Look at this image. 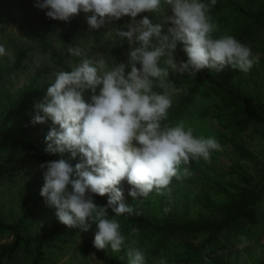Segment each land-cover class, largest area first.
Wrapping results in <instances>:
<instances>
[{"label":"clouds","instance_id":"clouds-1","mask_svg":"<svg viewBox=\"0 0 264 264\" xmlns=\"http://www.w3.org/2000/svg\"><path fill=\"white\" fill-rule=\"evenodd\" d=\"M164 4L171 8L167 19L173 25L166 33L161 23L148 16L135 20L142 12L160 11ZM34 6L48 9V18L64 22L80 12L91 13L86 17L91 30L123 16L133 18L127 31L115 29V35L130 45L127 62L110 67L102 55L85 56L70 71L57 72L44 100L34 105L31 123L52 121L45 137L47 153L80 156L74 168L64 159L40 165L45 169L40 195L56 209L58 221L84 232L95 225L97 249L110 245L118 252L127 240L129 264H144L145 250L136 239L122 234L116 219L134 213L124 203L121 182L127 180L132 186L128 195L133 199L153 191L163 195L164 190L170 192L173 178L192 175L187 167L190 161H208L212 150H221L214 136H196L183 122L162 124L172 104L170 91H175L166 82L169 70L189 77L205 68L220 72L226 66L247 73L256 62L251 48L232 35L213 38L217 25L201 0H36ZM177 42L184 45L187 62L174 58ZM68 51L82 55L79 48ZM4 54L5 47L0 45V55ZM126 69L130 70L126 73ZM154 82L162 92L153 90ZM86 91L91 93L90 102L84 99ZM93 195H107V204L97 205ZM138 231L133 228L131 234ZM240 240L243 245L248 242L245 236ZM159 264H166L165 259Z\"/></svg>","mask_w":264,"mask_h":264},{"label":"trees","instance_id":"trees-1","mask_svg":"<svg viewBox=\"0 0 264 264\" xmlns=\"http://www.w3.org/2000/svg\"><path fill=\"white\" fill-rule=\"evenodd\" d=\"M201 2L208 5V14L217 25L213 38L232 35L251 48L256 62L247 73L227 66L220 72L207 68L200 70L180 103L168 112L162 124H178L197 98L210 102L202 118H212L222 131L220 136L232 142L230 171L226 173L230 183L214 181V188L199 199L201 213L192 218L183 214L177 216L173 212L156 217L134 208L133 215L125 214L116 219L121 230L126 232L125 236L133 228L139 229L141 237L138 244H143V247L152 244L151 256L156 260L163 258L172 264H264V159L255 157L243 141L250 131L264 138V0ZM145 16L159 23L154 12L137 15L140 20ZM57 22L51 19L36 38L41 50L49 53L56 67L70 71L64 65L65 58H72L75 62L83 58L61 55L50 45L48 36ZM123 42L117 37L116 52ZM28 54L25 49L14 51L6 73H0V85L7 73L26 70ZM129 70L126 69V73ZM36 80H31L10 105L0 109V176L4 174V164L18 153L41 164L60 160L57 154L44 155L39 140L30 142L25 139L30 133L29 128L18 131L15 126V120L26 111V107L45 95V91L36 85ZM32 188V183L27 182L19 191V215L14 223L0 218V235L8 233L13 237L11 243L0 246V260L12 258L23 248L25 252L33 250L30 264H52L45 250H59L62 239L74 236L78 231L55 221L45 234L24 235L44 200L43 197L35 198ZM107 199V195H93L99 206H105ZM108 214L112 215L110 209ZM129 235L131 240L134 235ZM241 236L247 237L246 245L242 244ZM94 252L104 264H129L128 257L120 251L113 252L110 245Z\"/></svg>","mask_w":264,"mask_h":264},{"label":"rangeland","instance_id":"rangeland-1","mask_svg":"<svg viewBox=\"0 0 264 264\" xmlns=\"http://www.w3.org/2000/svg\"><path fill=\"white\" fill-rule=\"evenodd\" d=\"M35 4L36 0H0V45L5 47L6 52V54L0 55V73H6L15 50L25 49L29 53L26 59V70L7 73L4 83L0 85V109L10 105L9 103L12 102L16 95L23 92L31 80L36 78V85L41 88V91H45V95L35 99L26 107V111L15 120V126L18 131L29 128L30 133L25 139L30 142L39 140L42 143V153L49 155L45 151L47 147L45 137L53 126L52 121L49 119L43 124L35 125L31 121L34 115V105L44 100L47 88L54 82L55 74L63 69L56 67L52 63L49 53L43 52L40 48L36 36L47 27L51 19L46 16L48 9L41 10L35 7ZM154 13L166 33L167 29L173 26L167 19L172 16L170 6L164 4L160 11ZM87 15H91V13L80 12L71 18L72 22L58 21L51 28L52 33L48 36L50 45L61 55H71L73 58H85L86 56L87 58L97 59L99 55H102L108 61L110 67L114 62L117 64L126 63L129 58L130 45L125 39L120 50L118 52L114 50L117 42L115 29L119 28L122 31H127L126 25L132 23L133 18L123 16L119 20H112L106 23L100 29L91 30L86 22ZM135 20L138 22L140 19L135 17ZM69 47L79 48L82 55L71 54L68 51ZM183 48L184 45L177 42L173 53L177 62H187V55ZM255 57L258 56L256 55ZM79 63L72 58L66 57L64 60V65L69 69ZM161 66H164L163 60L161 61ZM139 67L140 65L137 64V68ZM196 75L195 77H189L187 73L179 74L169 70L166 82H170L174 86L175 91H170L172 104L168 112L173 111L177 107ZM153 90L156 92L163 91L157 86L156 82H154ZM98 92L99 87L97 88ZM90 96V92L86 91L84 93L86 102H90ZM208 105H211V103L206 102L202 98H197L180 122H183L186 127H192L196 136H214L221 145V150H212L208 161L203 158L190 161L187 167H189L192 175L180 180L173 178L168 186L170 192L164 190L163 195L153 191L147 197L133 199L128 195L129 191L133 190L132 186L128 184L127 180L122 181L120 187L123 190L125 204L132 206L133 209H141L144 212L152 213L156 217H163L169 212H173L177 216L183 214L192 218L201 213L199 199L203 193L214 188V181L230 183L226 173L230 171L232 142L224 140V137L220 136L222 131L216 127L212 118H202V113ZM243 141L247 149L255 157L264 159V138L258 137L250 131L245 134ZM56 154L60 159L67 161L73 168L80 162L79 155L76 158H72L69 152ZM40 165L41 163L35 159L18 153L12 157L9 163L4 164L2 167L4 174L0 176V218L7 223L12 224L18 218L17 198L25 183H32V194L35 198L42 197L40 191L44 184L45 169H41ZM181 167L183 168L184 166L182 165ZM164 209L170 210L165 212ZM55 212L56 209L50 207L44 199L40 209L37 210L30 222L28 232H25L24 235L45 234L52 224L58 221ZM77 230L76 235L66 236L62 239L59 250L50 248L45 250L51 263L104 264L94 252L100 250L94 246L95 225L87 232L81 231L79 227H77ZM121 232L123 235L126 234L124 230H121ZM129 234L126 235L128 240L131 238ZM140 237V234L137 233L132 239L139 241ZM12 240V235L8 233L0 235V246L8 245ZM137 246L145 250L144 264H159L161 259L156 260L151 256L152 244H147L145 247H143V244H138ZM127 250L128 244L126 240L125 245L119 251L122 255L127 256ZM32 251L31 249L30 252H25L23 248H20L12 258L1 259L0 264H30L33 257ZM165 261L166 264H172L166 259Z\"/></svg>","mask_w":264,"mask_h":264}]
</instances>
